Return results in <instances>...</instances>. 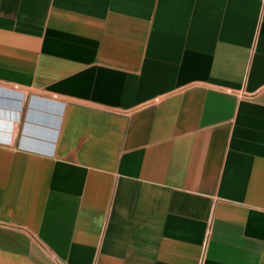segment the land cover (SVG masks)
<instances>
[{
  "label": "crops",
  "instance_id": "crops-1",
  "mask_svg": "<svg viewBox=\"0 0 264 264\" xmlns=\"http://www.w3.org/2000/svg\"><path fill=\"white\" fill-rule=\"evenodd\" d=\"M0 264H264V0H0Z\"/></svg>",
  "mask_w": 264,
  "mask_h": 264
},
{
  "label": "rangeland",
  "instance_id": "rangeland-1",
  "mask_svg": "<svg viewBox=\"0 0 264 264\" xmlns=\"http://www.w3.org/2000/svg\"><path fill=\"white\" fill-rule=\"evenodd\" d=\"M12 97L13 96H16V93H12ZM30 95L34 96L32 93H29V92H25V96H26V99L24 101V106H23V111H22V121L24 119V116H25V113L27 111V108H28V101L30 100ZM17 97V96H16ZM19 97V96H18ZM21 121V122H22Z\"/></svg>",
  "mask_w": 264,
  "mask_h": 264
}]
</instances>
